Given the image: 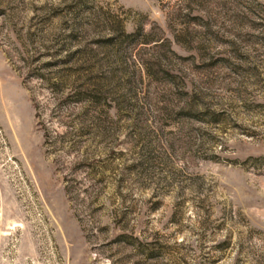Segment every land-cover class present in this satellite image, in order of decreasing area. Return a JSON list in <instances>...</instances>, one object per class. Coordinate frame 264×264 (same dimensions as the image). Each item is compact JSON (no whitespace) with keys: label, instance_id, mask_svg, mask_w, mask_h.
<instances>
[{"label":"rangeland","instance_id":"374dc122","mask_svg":"<svg viewBox=\"0 0 264 264\" xmlns=\"http://www.w3.org/2000/svg\"><path fill=\"white\" fill-rule=\"evenodd\" d=\"M0 264H264V0H0Z\"/></svg>","mask_w":264,"mask_h":264}]
</instances>
